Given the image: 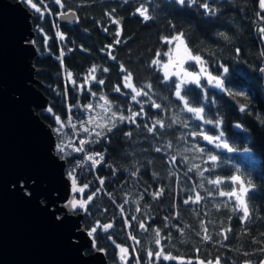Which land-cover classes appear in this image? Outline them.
Instances as JSON below:
<instances>
[{
  "label": "trees",
  "instance_id": "trees-1",
  "mask_svg": "<svg viewBox=\"0 0 264 264\" xmlns=\"http://www.w3.org/2000/svg\"><path fill=\"white\" fill-rule=\"evenodd\" d=\"M31 5V62L46 101L45 110L33 111L52 132L57 118L64 126L68 140L53 133L64 147L54 154L89 199L75 211L93 245L83 253L96 252L105 264H264V78L257 75L264 65V1ZM69 11L76 20L59 26L57 16ZM174 37L198 59L185 69L220 78L240 109L207 78L180 87L175 77L164 78L155 62L165 60ZM91 96H102L122 116L137 115L108 131H81ZM74 135L89 154L79 165ZM215 135L217 145L207 140ZM233 177L245 188L241 204L228 195L240 186Z\"/></svg>",
  "mask_w": 264,
  "mask_h": 264
},
{
  "label": "water",
  "instance_id": "water-1",
  "mask_svg": "<svg viewBox=\"0 0 264 264\" xmlns=\"http://www.w3.org/2000/svg\"><path fill=\"white\" fill-rule=\"evenodd\" d=\"M75 20L71 11L56 19L59 26ZM31 36L22 6L0 0V264H105L101 257L85 255L75 241L79 219L57 217L27 185L33 180L57 189L64 179L45 124L33 111L45 99L35 86L34 49L26 42ZM257 75L264 78V66ZM221 96L233 109L240 108L231 94L222 91ZM18 181L29 195L11 187Z\"/></svg>",
  "mask_w": 264,
  "mask_h": 264
},
{
  "label": "rangeland",
  "instance_id": "rangeland-1",
  "mask_svg": "<svg viewBox=\"0 0 264 264\" xmlns=\"http://www.w3.org/2000/svg\"><path fill=\"white\" fill-rule=\"evenodd\" d=\"M264 1V0H263ZM23 8V10L27 13V15L30 17L29 10L35 9L32 7L31 3H29V0H18L17 1ZM24 3V6L21 4ZM30 39L28 38L26 40L27 44L29 47L31 46L30 44ZM262 41L264 42V29H263V34H262ZM191 58V59H190ZM198 62L197 58H194L188 49L185 47L182 39L180 37H174L168 41V51L165 56L164 61H156L155 65L161 72V74L164 76V78L168 79L170 77H175L177 82H178V87L186 84H198L199 80L202 78H207L209 85L213 86L217 91H222V84L220 82V78H212V77H207L203 69H199V72L194 73L187 71L185 69L186 63L189 62ZM91 80V74H88L84 78V88H87L88 81ZM70 82V78L68 79ZM71 83V82H70ZM125 87L132 93V100L136 99L137 97V92L133 90V88L130 85L129 78L125 80ZM78 92L81 91V84L77 87ZM46 101H44V104L40 107H42V110H45V104ZM85 120H80L79 126L81 127V131H86L88 127H94L96 129L103 131H108L112 128L114 123L116 121L120 120H125L126 122L132 121L133 118L137 115V112H126V116H122L118 113L113 112L111 109V105L107 102L106 99H104L102 96L100 97H94L91 96V101L88 102L83 111ZM57 127L51 131V129L45 125V128L49 134L48 139L50 141V148L51 152L54 154V152L57 151V145L59 144L58 141L55 140L54 135H59L61 138V142L63 141L64 143L68 140L65 137L64 133V126L61 123H57ZM74 123H72L70 126H73ZM93 129V128H92ZM54 133V135H53ZM219 135H215L213 137H207V140L211 143H217L215 142L218 140ZM221 145V142L219 143ZM60 161V159H59ZM72 181L73 179L70 177H64L62 185L55 189L53 187H50L48 185H45L43 183L37 184L33 180L27 182V185L29 187H32L35 190V193L39 197V201L41 204L48 206L51 210H53L57 217H62L64 215H71L74 219L78 220L79 216L78 214L75 213V211L83 210L81 208H76L75 210L71 209L70 207H65V204L67 201L75 196L77 200H82L84 202V205L87 204L89 199H84L83 198V191L84 188L77 186L79 188H83L82 192H75L73 193L72 191ZM231 181H237L239 182V189H232V191L228 194L232 198L236 199L238 203H242V196L244 194V186L242 183L237 179L236 177L231 178ZM23 181H18V182H13L11 184V187L16 190L18 189L21 193L25 195H29L30 191L25 187ZM27 189V192L25 191ZM75 241L78 242L79 244L82 245V248H89L93 250V245L90 241V237L83 232L80 228L76 230V237ZM124 252V250H122ZM93 258L97 260L100 256L96 252L91 254ZM166 258V257H164ZM173 260L177 262H189V261H184L176 258H172ZM196 264H205L200 261H195ZM216 264V263H212Z\"/></svg>",
  "mask_w": 264,
  "mask_h": 264
},
{
  "label": "snow or ice",
  "instance_id": "snow-or-ice-1",
  "mask_svg": "<svg viewBox=\"0 0 264 264\" xmlns=\"http://www.w3.org/2000/svg\"><path fill=\"white\" fill-rule=\"evenodd\" d=\"M29 3H31V0H29ZM32 6L35 7V5H32ZM262 7H264V5H262ZM37 11H39V9H37ZM57 123H59V118H57ZM56 147H57V150L58 151H61V152L64 151L63 145L58 144ZM225 147H227V145H225ZM21 183H23V182H21ZM25 191L27 192V189H25ZM72 191H73V193H75V192H82L83 191V188L77 187L76 181L74 179L72 181ZM28 194H30V193H28ZM65 207H70L71 209L75 210L78 207L81 208V209H83L85 207V205H84V202L82 200H77L75 198V196H73L72 198H70L67 201V203L65 204ZM91 234L92 233L89 232V235H91Z\"/></svg>",
  "mask_w": 264,
  "mask_h": 264
},
{
  "label": "built area",
  "instance_id": "built-area-1",
  "mask_svg": "<svg viewBox=\"0 0 264 264\" xmlns=\"http://www.w3.org/2000/svg\"><path fill=\"white\" fill-rule=\"evenodd\" d=\"M74 141H75L76 146L80 149V152L82 153V159L78 162V165H79L81 162L83 163V161H86V159H88L89 154L82 150V141L81 140L74 137Z\"/></svg>",
  "mask_w": 264,
  "mask_h": 264
}]
</instances>
